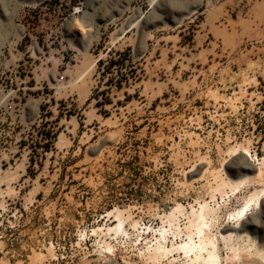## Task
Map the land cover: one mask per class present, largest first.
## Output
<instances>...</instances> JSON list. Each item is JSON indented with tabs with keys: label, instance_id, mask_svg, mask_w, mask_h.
<instances>
[{
	"label": "rangeland",
	"instance_id": "374dc122",
	"mask_svg": "<svg viewBox=\"0 0 264 264\" xmlns=\"http://www.w3.org/2000/svg\"><path fill=\"white\" fill-rule=\"evenodd\" d=\"M175 1L0 0V264H141L144 225L247 174L214 228L232 254L227 213L264 200V0ZM114 207L137 243L106 234Z\"/></svg>",
	"mask_w": 264,
	"mask_h": 264
},
{
	"label": "bare ground",
	"instance_id": "6f19581e",
	"mask_svg": "<svg viewBox=\"0 0 264 264\" xmlns=\"http://www.w3.org/2000/svg\"><path fill=\"white\" fill-rule=\"evenodd\" d=\"M172 1L169 0L173 5ZM125 2H127V0H125ZM152 2H154V0H152ZM196 6L188 8V12L193 11ZM143 17V12L138 11V14L133 17L134 19L129 24L134 25L140 22ZM19 31L21 32L20 29ZM80 43L82 44V49L87 50L88 43L82 40ZM35 105L37 106V104ZM36 111L37 109H35V112ZM231 153L241 154L246 161L245 165H241V167L238 168V174L242 168L246 169L248 172H253L252 176L261 174V162H259L257 157L256 159L258 162H252L253 155L248 147L236 145L231 149ZM248 155H250L252 159H249ZM202 175L203 173L198 176L201 177ZM247 177V174L242 178L235 179L223 177L221 175L214 176V189L210 195V199L204 198L203 200H198V206L191 205V212L184 225L181 224L180 216L176 213H183V205L181 203H178L171 212L165 215L166 219L164 220V224L167 222L168 226L162 225L158 228H152V226L148 227L144 225L145 230L151 229L154 232L152 231V237H149V235L143 237L146 241L145 246L138 247V255L141 259V264H162L164 261H167L168 264H181L180 259H183L185 264H223L219 245L220 238L217 236V233L214 232V228L220 220L222 207L228 203V200L231 199L236 191H240L241 186L246 183ZM218 194L222 202L218 200ZM259 199L260 197L256 194L250 195L239 207L227 213V223L223 227V230L219 231V235L225 247L232 252V254H227L225 264H264V200L261 199L260 211L256 210L254 212L255 209L252 207L253 204H258ZM120 210L114 207L102 213L101 216L104 218H112V216H114V221H116V224H110L107 228L103 226V228H106V234H110V238L115 239L118 238L117 235L119 234L125 235L130 240L129 242L137 243V240L140 239L139 237H142L139 231L141 227L140 221H130L131 227L138 230L135 238H133L132 232L126 227L128 217H123V214L121 215L120 213L122 211ZM103 228L99 225L93 228V231L96 232L97 229ZM251 231L256 234H250ZM258 236H260V242L257 241ZM127 240L124 242H127ZM105 241L100 245V252H109V254L115 258L116 246L110 241ZM132 245L134 246L135 244ZM40 255L41 254H39V256ZM128 262L137 263L136 261L130 260H128Z\"/></svg>",
	"mask_w": 264,
	"mask_h": 264
},
{
	"label": "water",
	"instance_id": "95a60500",
	"mask_svg": "<svg viewBox=\"0 0 264 264\" xmlns=\"http://www.w3.org/2000/svg\"><path fill=\"white\" fill-rule=\"evenodd\" d=\"M27 2H33V1H40V0H26ZM154 25H157V23L156 24H154ZM98 151V148H93L92 150H91V153H96Z\"/></svg>",
	"mask_w": 264,
	"mask_h": 264
}]
</instances>
